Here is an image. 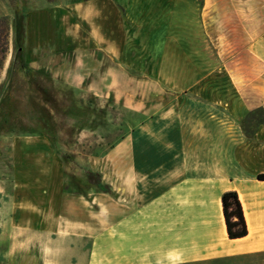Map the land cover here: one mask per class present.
Instances as JSON below:
<instances>
[{"label": "crops", "instance_id": "obj_1", "mask_svg": "<svg viewBox=\"0 0 264 264\" xmlns=\"http://www.w3.org/2000/svg\"><path fill=\"white\" fill-rule=\"evenodd\" d=\"M69 8L91 29L85 43L116 67L106 78H150L119 68L143 66L145 54L151 65L158 52L159 77L174 86L158 90L157 105L150 89L118 99L130 125L127 162L114 163L123 141L104 154L94 173L106 193L86 183L57 189L52 163H32L45 179L24 198L23 153L0 155V264L27 256L30 264H264V181L256 179L264 174V0H75ZM103 95L113 94L95 96ZM39 142V156L52 161L48 141ZM225 192L240 204L242 238L225 237ZM113 207H130L128 246L103 248L114 238L98 233L119 220ZM115 254L129 256L108 259Z\"/></svg>", "mask_w": 264, "mask_h": 264}, {"label": "rangeland", "instance_id": "obj_2", "mask_svg": "<svg viewBox=\"0 0 264 264\" xmlns=\"http://www.w3.org/2000/svg\"><path fill=\"white\" fill-rule=\"evenodd\" d=\"M73 1L0 0V17L6 23L4 38L0 34V155L12 147L23 153L17 162L26 169L18 178L24 198L37 179L40 186L45 179L36 177L32 163H52L57 178L54 187L77 190L85 184L84 173L104 166V154L117 142L123 141L114 163L125 166L122 154L130 125L119 100L131 93L140 99L142 89H150V104L157 105L164 97L158 90L175 82L159 77L158 52H151V65L145 54L143 66L119 68L128 75L144 69L150 78H106L116 67L106 65L102 52L85 43L91 29L70 10ZM172 76L174 68L168 67L167 77ZM106 91L113 95L95 96ZM42 139L55 153L52 161L38 154L45 150L37 144ZM109 213L119 220L98 235L114 239L101 240L99 246H128L130 207H113ZM128 256L115 254L108 259ZM25 259L30 264L31 257Z\"/></svg>", "mask_w": 264, "mask_h": 264}, {"label": "trees", "instance_id": "obj_3", "mask_svg": "<svg viewBox=\"0 0 264 264\" xmlns=\"http://www.w3.org/2000/svg\"><path fill=\"white\" fill-rule=\"evenodd\" d=\"M6 32V23L3 17H0V34L4 38ZM1 53L2 49L0 48ZM85 183L100 193H106L107 187L99 182V176L96 173L85 172ZM256 179L264 181V174L256 175ZM220 214L222 217L225 237L230 240L239 239L246 235L245 224L243 221L240 204L234 192H225L219 196Z\"/></svg>", "mask_w": 264, "mask_h": 264}]
</instances>
